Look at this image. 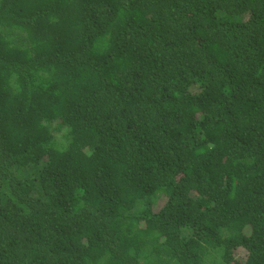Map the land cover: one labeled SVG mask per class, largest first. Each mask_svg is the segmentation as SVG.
<instances>
[{"label": "trees", "instance_id": "16d2710c", "mask_svg": "<svg viewBox=\"0 0 264 264\" xmlns=\"http://www.w3.org/2000/svg\"><path fill=\"white\" fill-rule=\"evenodd\" d=\"M0 264H264V0H0Z\"/></svg>", "mask_w": 264, "mask_h": 264}]
</instances>
